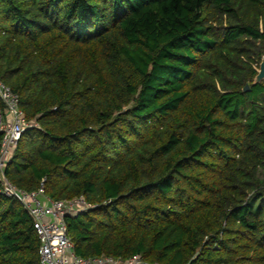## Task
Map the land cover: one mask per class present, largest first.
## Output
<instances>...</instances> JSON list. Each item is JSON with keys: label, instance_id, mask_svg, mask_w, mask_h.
I'll return each mask as SVG.
<instances>
[{"label": "trees", "instance_id": "16d2710c", "mask_svg": "<svg viewBox=\"0 0 264 264\" xmlns=\"http://www.w3.org/2000/svg\"><path fill=\"white\" fill-rule=\"evenodd\" d=\"M263 56L264 0H0V81L38 125L4 177L93 206L79 257L264 264ZM38 249L0 194V264Z\"/></svg>", "mask_w": 264, "mask_h": 264}, {"label": "built area", "instance_id": "2783aa9c", "mask_svg": "<svg viewBox=\"0 0 264 264\" xmlns=\"http://www.w3.org/2000/svg\"><path fill=\"white\" fill-rule=\"evenodd\" d=\"M0 102L4 107L0 111V194L17 201L31 218L39 241V264H151L138 255L121 260L108 256L82 258L75 254L67 235L66 219L91 210L93 206L82 198L53 200L44 194L42 185L36 191L26 192L4 177L19 139L26 131L38 129V125L24 118L19 96L2 81Z\"/></svg>", "mask_w": 264, "mask_h": 264}, {"label": "water", "instance_id": "95a60500", "mask_svg": "<svg viewBox=\"0 0 264 264\" xmlns=\"http://www.w3.org/2000/svg\"><path fill=\"white\" fill-rule=\"evenodd\" d=\"M262 81H264V56L262 57L261 62L259 64L258 72H257L256 77L254 78L253 85L259 84ZM249 90H250V87L248 84H246L243 87L242 92L246 93Z\"/></svg>", "mask_w": 264, "mask_h": 264}]
</instances>
